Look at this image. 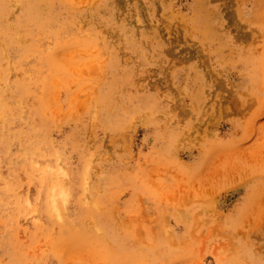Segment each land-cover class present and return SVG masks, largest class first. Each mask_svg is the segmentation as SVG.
Listing matches in <instances>:
<instances>
[{"label":"rangeland","instance_id":"1","mask_svg":"<svg viewBox=\"0 0 264 264\" xmlns=\"http://www.w3.org/2000/svg\"><path fill=\"white\" fill-rule=\"evenodd\" d=\"M0 264H264V0H0Z\"/></svg>","mask_w":264,"mask_h":264},{"label":"bare ground","instance_id":"2","mask_svg":"<svg viewBox=\"0 0 264 264\" xmlns=\"http://www.w3.org/2000/svg\"><path fill=\"white\" fill-rule=\"evenodd\" d=\"M53 200V199H52ZM53 205V204H52ZM51 209V208H50ZM55 209V208H54ZM62 209V208H61ZM57 213V212H56ZM58 215V214H57Z\"/></svg>","mask_w":264,"mask_h":264}]
</instances>
